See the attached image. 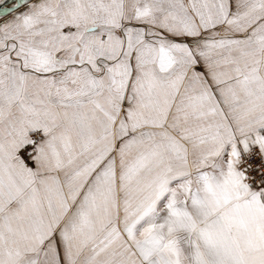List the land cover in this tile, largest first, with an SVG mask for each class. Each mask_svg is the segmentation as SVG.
<instances>
[{
	"label": "snow or ice",
	"instance_id": "snow-or-ice-1",
	"mask_svg": "<svg viewBox=\"0 0 264 264\" xmlns=\"http://www.w3.org/2000/svg\"><path fill=\"white\" fill-rule=\"evenodd\" d=\"M0 264H264V0H0Z\"/></svg>",
	"mask_w": 264,
	"mask_h": 264
}]
</instances>
